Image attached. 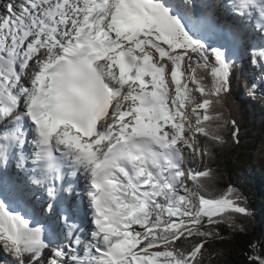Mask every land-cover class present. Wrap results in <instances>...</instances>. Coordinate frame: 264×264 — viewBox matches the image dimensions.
I'll list each match as a JSON object with an SVG mask.
<instances>
[{
    "label": "snow or ice",
    "instance_id": "snow-or-ice-1",
    "mask_svg": "<svg viewBox=\"0 0 264 264\" xmlns=\"http://www.w3.org/2000/svg\"><path fill=\"white\" fill-rule=\"evenodd\" d=\"M238 63L264 101V0H2L0 251L204 264L218 226L252 216L198 167L240 142L223 108ZM249 249L264 264V240Z\"/></svg>",
    "mask_w": 264,
    "mask_h": 264
},
{
    "label": "trees",
    "instance_id": "trees-1",
    "mask_svg": "<svg viewBox=\"0 0 264 264\" xmlns=\"http://www.w3.org/2000/svg\"><path fill=\"white\" fill-rule=\"evenodd\" d=\"M249 77L247 64L238 63L232 92L223 100L224 111L239 125V144L226 133L228 143L215 147L212 158L205 157L198 167L215 171V179L208 183L209 196H219L229 187L236 189L252 216L233 214L232 222L243 226V232H234L229 223L219 225L223 239H213L205 245L204 264H245L249 241L264 240V101L248 95L245 83ZM0 264H11L3 251Z\"/></svg>",
    "mask_w": 264,
    "mask_h": 264
},
{
    "label": "rangeland",
    "instance_id": "rangeland-1",
    "mask_svg": "<svg viewBox=\"0 0 264 264\" xmlns=\"http://www.w3.org/2000/svg\"><path fill=\"white\" fill-rule=\"evenodd\" d=\"M198 95V94H197ZM199 163V162H198Z\"/></svg>",
    "mask_w": 264,
    "mask_h": 264
}]
</instances>
